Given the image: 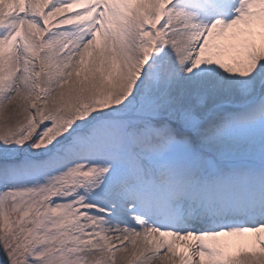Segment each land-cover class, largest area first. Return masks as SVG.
Listing matches in <instances>:
<instances>
[{
  "label": "snow or ice",
  "instance_id": "obj_1",
  "mask_svg": "<svg viewBox=\"0 0 264 264\" xmlns=\"http://www.w3.org/2000/svg\"><path fill=\"white\" fill-rule=\"evenodd\" d=\"M0 264H264V0H0Z\"/></svg>",
  "mask_w": 264,
  "mask_h": 264
},
{
  "label": "bare ground",
  "instance_id": "obj_2",
  "mask_svg": "<svg viewBox=\"0 0 264 264\" xmlns=\"http://www.w3.org/2000/svg\"><path fill=\"white\" fill-rule=\"evenodd\" d=\"M258 43H259V41H258ZM247 238V237H246ZM233 251H236V249H233Z\"/></svg>",
  "mask_w": 264,
  "mask_h": 264
}]
</instances>
